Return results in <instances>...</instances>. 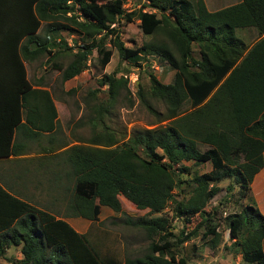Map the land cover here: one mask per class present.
Here are the masks:
<instances>
[{"label": "trees", "instance_id": "16d2710c", "mask_svg": "<svg viewBox=\"0 0 264 264\" xmlns=\"http://www.w3.org/2000/svg\"><path fill=\"white\" fill-rule=\"evenodd\" d=\"M122 2L30 0L25 15L0 37V45L8 44L5 55L16 64L8 76L0 74V158L15 154L16 133L33 138L41 131H56L50 93L31 87L21 60L46 56L62 81L79 74L88 60L93 64V50L101 70L112 49L135 67L153 55L173 70L167 83L147 72V95L164 103V112L157 114L164 124L138 127L120 144L102 125L60 152L66 166L64 183L60 181L66 196L63 213L87 219L83 233L0 188V256L13 246L21 258L11 264H185L176 250L200 228L199 237L207 238L209 247L220 242L217 208L205 206L219 189L216 183L228 178L244 200L238 211L224 216L230 246L242 264H264V216L250 195L252 178L263 165L264 38L247 47L234 35L243 27L264 34V0H240L215 11H208L202 0H146L139 9L124 12ZM144 7L148 10L142 11ZM120 19H137L142 34L159 32L162 39L127 47L120 40ZM61 31L76 35L71 45L56 39ZM67 54L66 64L54 62ZM126 83L127 75L101 74L88 93L94 95L103 86L106 98L96 109L88 106L92 118L93 111L98 117L108 111L119 89L127 91ZM135 87L136 96L151 109L139 80ZM196 140L207 146L200 150ZM184 162H208L210 170L190 172ZM183 174L190 175L192 186L187 195L174 199L172 190ZM122 200L143 213H124ZM168 203L184 223L197 218L189 230L174 234L167 229L168 219L161 212ZM100 206L121 214L125 226L149 240L141 254L120 250L117 235L98 220Z\"/></svg>", "mask_w": 264, "mask_h": 264}, {"label": "rangeland", "instance_id": "374dc122", "mask_svg": "<svg viewBox=\"0 0 264 264\" xmlns=\"http://www.w3.org/2000/svg\"><path fill=\"white\" fill-rule=\"evenodd\" d=\"M210 4L212 0H207ZM228 1V0H227ZM226 0L218 2L213 6H225ZM139 0H135V4ZM194 4V0H190ZM138 21L133 19L132 22H125L123 19L119 20L120 40L127 47H136L143 42L159 41L162 35L157 32L153 35H144L138 28ZM234 34L241 38V30L235 29ZM60 38L67 41V45H71L76 36H70L63 32L58 34ZM244 41V39H242ZM93 64L90 62L86 66V70L80 72L78 75L62 81L60 72L52 69L50 63L41 64L38 68L41 71V79L46 82V87L49 89L58 111L57 126L60 133L63 134L68 143L73 140H84L91 131L101 129L102 125L107 127V130L112 132L115 137L119 139L117 144H120L134 129L138 127H151L153 125H162L166 121H158V113H163L165 105L162 101L152 98L147 95L149 82L147 79V72H151L162 83L169 81L172 70L166 62L160 61L156 56L150 55L147 57V63L141 67H135L131 63L120 60L117 53L112 49V55L109 62L104 69H100L98 63L95 62L97 53L92 51ZM41 60L46 59L45 56ZM70 56L62 55L57 57L54 62H60L62 65L66 64ZM40 60V59H39ZM42 63V62H41ZM115 73V76L127 75L126 88L119 89L115 100L109 106L106 113L102 112L98 117L93 111L89 114V105L97 108L98 104L106 98V88L100 87L99 92L90 95L88 92L97 87V79L102 73ZM131 74L136 75L135 81L128 78ZM29 80L30 72L28 75ZM139 80L141 92L144 95L147 104L151 109L146 107L145 102L140 101L136 96L135 84ZM34 81V80H33ZM32 82V81H31ZM155 111L156 113L152 112ZM93 124V126H92ZM206 146L198 144L200 150ZM188 166L190 172L195 170L197 173L207 172L210 170L208 162L194 165L191 162H184ZM179 183L173 190V198L179 199L181 196L187 195L192 186L189 174H183ZM219 187L215 195L208 200L205 209L217 208V232L220 234V242L217 246L211 248L207 244V238L200 239L199 235L202 228L199 229L195 236L184 241L176 250L177 257L184 258L185 264H242L239 252L231 248L230 243L232 239L229 238V230L227 228L224 216L239 210L243 199L237 197V186L231 179L222 178L218 183ZM122 210L130 216H136L143 213V211H136L132 209L128 202L121 201ZM105 213L100 214V224L103 228L111 230L117 235L120 250L123 249L127 254L134 256L139 255L149 243L148 239H144L141 233L135 229L125 226L120 218L119 213H113L109 208L102 207ZM53 211V210H52ZM63 212L62 210H59ZM166 216L169 222L168 230L177 234L180 230L187 231L197 221V218H192L190 224L184 223L180 217H175L171 210V203L161 212ZM121 246V247H120ZM12 251V250H11Z\"/></svg>", "mask_w": 264, "mask_h": 264}, {"label": "crops", "instance_id": "0c3cea01", "mask_svg": "<svg viewBox=\"0 0 264 264\" xmlns=\"http://www.w3.org/2000/svg\"><path fill=\"white\" fill-rule=\"evenodd\" d=\"M29 1L30 0H0V37L8 27L13 26L15 21L22 17L23 14L25 15L28 9L27 3ZM202 1L208 11H215L225 6L238 3L240 0H226L227 4L222 7L213 5L223 0H212L213 3L210 2V4L207 0ZM32 7L33 4L31 5V8ZM236 29L241 30V37L244 41L241 38L239 39L242 40L247 47H250L258 38H264V34L257 36L256 31L252 27ZM62 32L67 34L64 31H61L58 34ZM69 35L73 37L76 36L74 34ZM58 38H60L59 35L56 39L58 40ZM4 44L5 45H0L2 53V55H0V74L8 76L10 74L9 68L16 67V64L15 62H11L12 60L5 55L4 51L8 50V46H6L8 44ZM193 50L194 53H192V56L195 57L197 56V48H193ZM147 57L148 56H146L145 60L140 62L141 66L147 63ZM41 59L42 58L40 57L30 61L21 60V63L25 70V78L29 81L31 87L42 88L49 91L46 87V82H43L41 79V71L38 68L39 64H41L42 67L45 65L44 63L46 59ZM88 64L89 60L87 62V65ZM84 70L86 69H83L82 71ZM29 72L32 82L28 78ZM37 83L38 85H36ZM50 96L56 111L55 119L58 120V111L55 100L51 93ZM188 110L189 109H187V111ZM45 120L48 122V113ZM77 143L81 142L73 140L68 143L63 134L60 133L58 126H56L55 132H53V129L41 131L40 135L33 138L21 133H16L14 135L15 154L0 158V188L6 193L27 202L37 209L46 210L55 214V218H60L65 221L74 231L83 233L86 230L89 221L78 216L73 217L64 215L63 209L66 203V196L63 188L60 187V181L64 183V172L66 168L63 162H61L62 155H60V152L66 147ZM195 144L197 147L198 144L207 146L199 140H196ZM262 156L263 165L252 178L250 183V195L254 206L264 216V151ZM102 207L104 206L99 207V221L100 214L106 212L105 210L102 211ZM59 210H62L63 212H60ZM262 251L264 253V236L262 240ZM20 258L21 254L18 247L7 246L0 256V264H11V260H18Z\"/></svg>", "mask_w": 264, "mask_h": 264}, {"label": "built area", "instance_id": "2783aa9c", "mask_svg": "<svg viewBox=\"0 0 264 264\" xmlns=\"http://www.w3.org/2000/svg\"><path fill=\"white\" fill-rule=\"evenodd\" d=\"M135 0H123L122 4H121V8L124 12H129L132 11L134 9H139L141 4L146 2V0H139L138 3H134ZM142 11L144 10H148V8L144 7L141 8ZM135 77L136 75L131 74L128 78H130V80H134L135 81Z\"/></svg>", "mask_w": 264, "mask_h": 264}]
</instances>
